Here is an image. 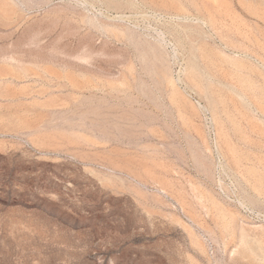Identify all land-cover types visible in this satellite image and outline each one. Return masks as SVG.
Wrapping results in <instances>:
<instances>
[{"label":"rangeland","instance_id":"rangeland-1","mask_svg":"<svg viewBox=\"0 0 264 264\" xmlns=\"http://www.w3.org/2000/svg\"><path fill=\"white\" fill-rule=\"evenodd\" d=\"M0 264H264V0H0Z\"/></svg>","mask_w":264,"mask_h":264},{"label":"bare ground","instance_id":"bare-ground-1","mask_svg":"<svg viewBox=\"0 0 264 264\" xmlns=\"http://www.w3.org/2000/svg\"><path fill=\"white\" fill-rule=\"evenodd\" d=\"M174 1V0H173ZM165 3V2H164ZM172 4V3H171ZM177 7V6H176ZM178 9V8H177ZM164 71V70H163ZM188 78L190 79V81L196 85L197 87H199V89L203 92H205V87L202 86L201 83V78L198 76V74H195L193 71H191L190 73H188ZM169 77V76H168ZM165 78V77H164ZM171 78V77H170ZM169 78V84H171L173 92L179 95V89L176 87L175 82ZM167 79V78H165ZM167 81V80H166ZM168 84V83H167ZM170 89V88H169ZM172 94V93H171ZM173 95V94H172ZM218 121V120H217ZM226 213V211L224 212ZM228 217V216H227ZM226 217V218H227ZM233 217V216H232ZM233 219V218H232Z\"/></svg>","mask_w":264,"mask_h":264}]
</instances>
